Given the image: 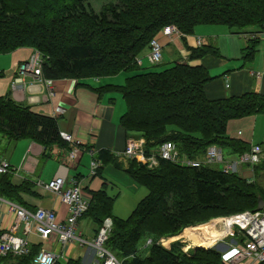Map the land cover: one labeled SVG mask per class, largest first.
Returning a JSON list of instances; mask_svg holds the SVG:
<instances>
[{
	"label": "trees",
	"instance_id": "16d2710c",
	"mask_svg": "<svg viewBox=\"0 0 264 264\" xmlns=\"http://www.w3.org/2000/svg\"><path fill=\"white\" fill-rule=\"evenodd\" d=\"M86 2L0 0V54L18 48L37 51L42 76L49 79L81 80L135 71L122 85L106 84L96 91L121 93L125 111L120 124L128 136L144 138L148 150L171 141L179 154L202 159L211 145L235 155L250 149L228 135V126L233 120L264 114V94L248 91L210 99L204 88L213 76L204 65L188 63L205 55L218 56L216 46L187 47L186 61L175 60L161 71H140V59L150 40L170 24L183 36L192 34L200 24L227 25L236 33L251 27L263 32L264 0H116L105 4L100 13L89 10ZM257 42L258 38H251L243 48L245 61L254 60ZM59 132L57 117L36 113L10 94L0 96V137L8 142L28 139L45 148L58 145L69 150L70 144ZM108 154L99 153L104 164L113 163ZM95 161V175H100L103 165ZM253 169L260 174V164ZM126 171L148 190L131 214L115 216V197L102 187L90 192L91 201L82 216L96 224V233L106 218L111 219L104 246L121 264H225L221 257L224 246L239 244L244 236L235 234L229 237L231 242L219 241L220 248L198 247L189 252L183 250L181 241L165 247L159 240L212 218L255 211L259 200H264V186L259 181L209 164L191 167L161 159L149 168L130 159ZM12 177L11 172L0 173V197L34 210L23 198L35 194L33 183L27 179L16 184ZM148 239L151 242L146 245ZM29 248L25 256L0 258V264H33L40 244ZM63 264L82 262L67 259Z\"/></svg>",
	"mask_w": 264,
	"mask_h": 264
},
{
	"label": "crops",
	"instance_id": "0c3cea01",
	"mask_svg": "<svg viewBox=\"0 0 264 264\" xmlns=\"http://www.w3.org/2000/svg\"><path fill=\"white\" fill-rule=\"evenodd\" d=\"M217 25V27L211 25L216 27L211 29H194L192 34L183 37L175 36L173 39L159 32L157 36L163 43V54L171 62L186 61L190 53L187 47H196L197 39H201L200 45L212 44L218 48V56L205 55L202 58L188 61L191 65H204L208 68L209 74L213 76L204 88L208 98L219 99L248 91L264 94V31L256 32V29L252 28L249 31L236 33L227 25ZM201 33L203 37L199 36ZM205 35L210 37H205ZM251 38H258L257 52L253 61H245L243 48ZM33 52L31 48H18L4 53L7 57L4 68L8 66L10 68L6 71L0 70L3 74L0 76V96L10 94L14 100L28 104L36 113L57 117L59 130L69 132L74 138L80 140L82 151L78 160L72 165L66 164V185L72 186L74 182H80L83 186L84 198L90 203V192L104 187L108 193L107 189L113 185L111 178L118 173L119 178L131 189L135 192L139 191L141 185L134 181L126 171L130 159L121 154L127 140L135 136L133 134L128 136L120 124V117L125 111V103L123 100H121L122 104L118 103L117 93H113L117 91L101 93L96 91V88L102 85L121 84L122 78L125 79L130 73H125L126 76L119 79L113 77L114 75L81 80L53 79L52 84H46L33 74L26 73L21 76L23 80L21 90L15 92L11 88V82L17 75L16 66ZM146 54L147 51L142 54L141 68H144L143 59L148 61ZM228 135L239 139L249 148L253 145L261 147L260 174H255L254 169L252 170L247 164L241 166L237 173L247 180H257L264 186V114L256 113L231 121L228 126ZM88 150H93V153L90 154ZM102 150L109 153L107 158L112 157L115 165L102 162L99 158ZM17 151L18 156L21 155V161L17 155L11 158L13 152L17 154ZM68 151L58 145L45 148L28 139L8 142L0 137V159L20 162L19 168L13 173V182L19 184L28 179L33 183L32 190L35 194L24 195L25 205L35 209L42 207L53 210L60 220H64L67 216V206L57 195L40 185L42 183L40 179L51 181L59 171L61 164H65ZM93 157L99 161L100 165H103L101 174L86 177L79 171V166L85 160L91 161ZM49 164H58V169L57 171L52 169L45 174L44 170ZM21 170L22 173L19 172ZM119 170L121 172H118ZM8 201L10 200L5 198L0 200V229L5 231L10 229L13 220ZM85 218L88 217H81L78 220L76 232L89 240L93 238L91 236L96 235V224L90 218L86 222ZM205 227L202 229L205 230ZM87 231L90 236L85 234ZM194 231L196 235L197 230ZM30 241L32 245L40 244V247L62 254L66 259H79L82 264H100L98 258L89 253L90 249L82 246L81 248L74 243L60 244L52 238L43 240L36 234L30 235Z\"/></svg>",
	"mask_w": 264,
	"mask_h": 264
},
{
	"label": "built area",
	"instance_id": "2783aa9c",
	"mask_svg": "<svg viewBox=\"0 0 264 264\" xmlns=\"http://www.w3.org/2000/svg\"><path fill=\"white\" fill-rule=\"evenodd\" d=\"M160 32L172 39L175 36L181 37L183 35L174 24L164 26ZM200 43L201 39H197V45ZM162 54L163 43L155 35L149 42L148 61L151 64H157L161 62ZM15 70L17 75L11 82V88L18 92L22 88V75L31 73L36 77L39 75L41 77L40 54L35 52L26 62L19 63ZM45 81L46 84L52 83L49 79ZM59 134L62 140L70 144L65 164H61L58 173L51 181L40 185L60 198L61 202L67 206L68 214L64 220H60L53 210L42 207L30 210L16 203L8 202L9 210L13 213V220L10 229L2 230L0 233V258L6 256L17 258L27 255L30 250V234H36L43 240L52 238L60 244H68L76 240L80 244L87 243L80 238L81 235L77 234L76 230L78 220L87 210L89 202L84 198L83 186L80 182H74L72 186L66 185V164L72 165L78 160L82 151L81 142L69 132L60 131ZM88 151L90 154L93 153V150ZM261 153V147L253 145L248 151L238 154L235 160L225 162L222 149L219 146L211 145L207 148L202 159H189L185 155L179 154L178 149L171 141L148 150L145 146V139L142 137L129 138L121 152L126 158L139 160L149 168L156 167L159 161L163 159L191 167L224 163L223 166H218L223 172H237L245 164L250 165L253 170L254 166L261 162ZM97 166L98 162L91 159L89 176L95 175ZM16 169L8 160L0 159V173H15ZM233 215H237L238 220L234 221L229 233L232 236L235 234L242 235L244 238L239 244H228L221 255L223 263L259 264L264 262V207L259 211L245 210ZM110 228V218L105 219L97 237L93 241H89L98 250L96 254L101 259V264H119L116 257L104 246ZM150 242L151 239H148L146 245ZM66 261L64 255L45 247H40L32 260L33 264H63Z\"/></svg>",
	"mask_w": 264,
	"mask_h": 264
},
{
	"label": "rangeland",
	"instance_id": "374dc122",
	"mask_svg": "<svg viewBox=\"0 0 264 264\" xmlns=\"http://www.w3.org/2000/svg\"><path fill=\"white\" fill-rule=\"evenodd\" d=\"M108 2L115 3L116 0H87L86 4H87L89 10H92L94 13H100L101 8L105 4H107ZM213 26H216L217 27L218 25H213ZM216 27H212L211 25L200 24V25H196L194 27V29L200 30V28H201V30H202V28H210L211 29V28H216ZM252 28H254V27L244 29L243 31H249ZM199 36L203 37V34L201 33ZM205 37H210V36H206L205 35ZM35 52H37V51H35ZM163 52H164V49H163ZM5 55L6 54H0V70H3V71H6V70H8L10 68V66H8L7 68H4V66L7 63V61H6L7 57H5ZM146 57H147V54H146ZM167 58L168 57L166 55L162 54V60H161V62H159L157 64H151L149 61H147L144 58L143 59V61H144V68L143 69H140V71H161L163 69H166V68H168V67H170L172 65L171 64L172 62L170 60H168ZM140 61H141V59H140ZM22 62H26V61H21L19 63H22ZM213 70H216V69H213ZM125 73H127V72L118 73V74L114 75L113 77H116V78L119 79V78L125 77L126 76ZM128 73L132 74V73H135V71L134 72H130L129 71ZM40 74H41V77L39 75L38 76V79L40 77L41 80H43L46 83L45 80H47L49 78H44L42 76V69H41V73ZM49 80H51L52 83H53V79H49ZM124 81H125V79L122 78L121 84H115V85H122L124 83ZM113 93H117L116 94V97H117L118 103H121L122 104V101L121 100H123V99H122L121 93L119 91L113 92ZM21 140H25V139H21ZM222 152H223V157H224L225 162H227L229 160H235V158L237 156L235 154H231L227 149H223L222 148ZM16 155L18 156V151H17V154H15L13 152L11 158L14 157V156H16ZM19 159H20L19 161H21V155H20ZM19 161H18V163L14 162V161H9V162H10V164L13 167L19 168V163H20ZM109 164L110 165H115L113 163H109ZM223 165H224V163H219V164L212 165V166H215L217 168L218 166H223ZM52 169H54L55 171H57L58 164H56V165L49 164L45 168L44 173L45 174H48ZM79 171H81L86 177H88L89 174H90V171H91L90 170V160L89 161L88 160H85L84 162H82V164L79 166ZM19 172L22 173V170L19 171ZM118 172H121V171L119 170ZM57 173H58V171L56 172V174ZM72 173H73V171H72ZM48 181L49 180H44L43 178L40 179V182H42V183H48ZM111 181H113V185H111L107 189V192L110 195H112V196L115 197V201H114L113 208H112V213L115 216L119 217V218H126V217H128L131 214V212L133 211V209L135 208V206L139 203V201L148 193V190H147L146 187L141 186V187H139L140 190L137 191V192H135V190L131 189L125 182H123L119 178V174L118 173H116L115 175L112 176ZM0 200H2L1 197H0ZM8 202H11V201H8ZM231 217H233V216H229V217H226L225 216V217H221V218H218V219L217 218H215V219L212 218V219H210L209 221H207L205 223L198 224L200 226L201 225L204 226V225L212 224L214 222L213 223V227H214V225L216 227L217 226L216 223H219L220 222L219 223L220 224V227H219V229L216 230L215 235L214 234L211 235L210 234L211 232H208L207 230H203L202 229V226H201V228L199 230H197V234L194 235L193 229H191V227H188V228H185L183 230V232H182L183 234L182 235H181V233H179L176 236H172V237H176V238H173V239H169V237L168 238H163V239L160 240V243H161V245H163L165 247H169L171 243H173L175 241H181L182 244H183V250H185L188 247H193L194 248L196 246H199L200 243L202 245H206V246H208L209 244H213V242L214 243L216 242L215 241V239H217L216 236L217 237L220 236L219 238L221 240H219V241H222L223 243H228L229 241H232V238H229V237H232V235L229 233V232H231L232 228L231 229L228 228V229L224 230V229H222L221 226H224L225 225V222H228L226 220L229 219V218H231ZM106 219H108V218H106ZM216 220H220V221H216ZM85 221L88 222V218H85ZM91 223H92V221H91ZM103 223L100 226V228L98 229V232L96 233V235L95 236H91V237H93L92 239H89L88 240V239L83 238L82 236L80 237V238H82L83 240H85L87 242L86 244H80V242L77 241V240L74 241V242H71V243L77 244L80 247L83 245L82 247L87 248V249H90L88 251H90L89 253L92 254L93 257L98 258L97 254H96V252H98V250H96V248L89 241H93L97 237V235L100 232L101 227H103ZM198 225H192V227L193 226H198ZM212 228H210V230ZM82 231L84 232V230H82ZM108 233H107V235H108ZM85 234H87L88 236H90V233L88 231ZM238 237H240V235ZM29 238H30V236H29ZM219 241H217V243ZM217 243L215 245L218 248H220V246ZM68 244H70V243H68ZM212 246H214V245H212ZM188 249H190V248H188ZM189 251L190 250H188V252ZM98 260L100 261L101 259L98 258ZM119 264H121V263L119 262Z\"/></svg>",
	"mask_w": 264,
	"mask_h": 264
},
{
	"label": "bare ground",
	"instance_id": "6f19581e",
	"mask_svg": "<svg viewBox=\"0 0 264 264\" xmlns=\"http://www.w3.org/2000/svg\"><path fill=\"white\" fill-rule=\"evenodd\" d=\"M34 53V52H33ZM33 53H31V55L27 58V59H29L32 55H33ZM26 59V60H27ZM233 217H231V218H229V219H227L226 221H228V222H225V225L224 226H221L222 227V229H224V230H226V229H231L232 227H233V224H234V221H236V220H238V216L237 215H232ZM227 217H229V216H227ZM218 218H221V217H218ZM217 218V219H218ZM215 219V218H214ZM221 220V219H220ZM220 220H216V221H220ZM214 223V222H213ZM213 223L212 224H209V225H205L206 227H205V230H207L208 232H211L210 234L212 235V234H214L215 235V232H216V230L217 229H219V227H220V222L219 223H216L217 224V226L215 227V225H214V227H213ZM232 224V225H231ZM202 226V228H203V225H201ZM201 226L199 225L196 229H194V230H199L200 228H201ZM213 228H212V227ZM189 227H191L192 228V226H189ZM193 227H195V226H193ZM188 228V227H187ZM210 228H212L211 230H210ZM193 230V233L195 234V231ZM183 232V231H182ZM181 232V235L183 234ZM212 237V236H211ZM214 237V236H213ZM220 237V236H219ZM219 237H217L216 236V238L217 239H215V241H218L220 238ZM173 238H176V237H169V239H173ZM213 244H214V242H213ZM213 244H209L208 246H206V245H202L201 243L199 244V246H203V247H209V246H211V245H213ZM188 248H190V247H188ZM188 248H186V249H188Z\"/></svg>",
	"mask_w": 264,
	"mask_h": 264
},
{
	"label": "water",
	"instance_id": "95a60500",
	"mask_svg": "<svg viewBox=\"0 0 264 264\" xmlns=\"http://www.w3.org/2000/svg\"><path fill=\"white\" fill-rule=\"evenodd\" d=\"M263 207H264V200L261 199V200H259L258 206L256 207L255 210H257V211L262 210ZM211 246H209V247H211ZM198 247L208 248V247H203V246H196L195 248H198Z\"/></svg>",
	"mask_w": 264,
	"mask_h": 264
}]
</instances>
